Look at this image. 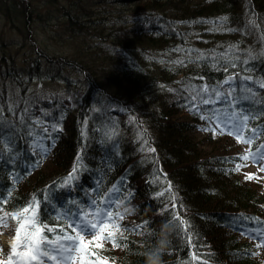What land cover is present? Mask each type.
<instances>
[{
  "label": "trees",
  "instance_id": "trees-1",
  "mask_svg": "<svg viewBox=\"0 0 264 264\" xmlns=\"http://www.w3.org/2000/svg\"><path fill=\"white\" fill-rule=\"evenodd\" d=\"M108 1L0 0L27 43L0 35L7 223L37 200L55 245L73 221L119 225L81 232L96 264H148L156 248L164 264H264L242 228H264V187L237 168L264 144V0ZM35 18L66 50L41 43ZM59 78L63 93L43 84Z\"/></svg>",
  "mask_w": 264,
  "mask_h": 264
},
{
  "label": "snow or ice",
  "instance_id": "snow-or-ice-1",
  "mask_svg": "<svg viewBox=\"0 0 264 264\" xmlns=\"http://www.w3.org/2000/svg\"><path fill=\"white\" fill-rule=\"evenodd\" d=\"M246 119L247 117H245V120ZM56 127L59 128L60 126L56 125ZM237 138L239 139V137ZM245 155L248 156L249 153H245ZM75 171H77L76 168L73 169V172ZM251 175L252 173H249V176ZM20 211L22 216L19 219V226L15 230L16 235L11 242L12 251L8 254L7 259L0 260V264H42V259L49 256V254L52 255L53 259H56V256L59 255L60 258L65 261H74L77 259V256L72 255L73 252L79 255L80 264H96V262L85 260V254L89 253L91 250L88 242L81 235L83 228L77 231L75 235L65 233L63 240L67 241L66 243L61 242V238L58 236L56 238V243L59 247V252L56 253L50 247L51 242L49 241V237L44 234L45 226L40 222L36 208L32 205H25ZM13 215H16V213H13ZM80 215L83 216L84 213ZM108 216H119V213L109 212ZM73 222L77 223L78 228H80L81 225L86 228L89 224V222L85 221ZM93 227L100 229L97 236L93 237V239H99L106 228L112 227L118 229L119 225L116 223L112 225L97 223L93 225ZM109 238L114 242L116 240V236L112 232L109 233ZM262 243H264V241H262ZM45 248H49V251H44ZM57 264H59V261Z\"/></svg>",
  "mask_w": 264,
  "mask_h": 264
},
{
  "label": "rangeland",
  "instance_id": "rangeland-1",
  "mask_svg": "<svg viewBox=\"0 0 264 264\" xmlns=\"http://www.w3.org/2000/svg\"><path fill=\"white\" fill-rule=\"evenodd\" d=\"M114 1H108V4H114ZM35 23H33L35 30L37 32V36L39 37V39L41 40V43L46 44L49 48L53 49L54 51L57 52H61L62 50H66L67 46L66 44H62L63 40H59V39H55L58 38L59 36L56 35V28L53 29L55 24H48L47 21H42L39 18H35ZM0 35L4 36L5 38H11V40L13 42H16L13 45V50L16 52H19V54L21 52H23L24 48H22L23 46L27 47V43H23V37L21 35V33L19 32V29H17L16 27L11 28L9 23L5 20V18L3 16L0 15ZM65 41H67L65 39ZM19 58H21V56H19ZM73 75H75L72 72ZM50 82V83H48ZM43 84H48L51 88L52 91L56 92V93H63L64 92V87H66V85L64 84L63 78H59L56 81H47ZM42 84V85H43ZM37 85H39V82L37 80V78H33V80L31 81V85L32 87H36ZM30 88V87H29ZM69 92H66L65 95L62 97L63 101L65 100V102H69ZM46 98V96H42V100L44 101ZM37 102H34V109L33 112L37 113L39 111V105L36 104ZM233 117H226L224 120L219 121L220 126L222 128H226L229 126L230 122L233 121L232 119ZM241 129V127H240ZM5 140L7 141L8 138L6 137ZM248 140V139H246ZM264 148V146H263ZM238 170L240 171L241 174H244L246 176H249V173H252L251 176H249L250 178L256 180L259 184V186L261 185V187H264V149L262 151H260L258 154L256 155H251L249 154L248 156H246L243 161L237 165ZM33 207L36 208V205L34 204ZM5 216V217H4ZM95 218H98V216H96ZM7 218H6V214L2 213V211H0V260H4L8 258V254L12 251L11 249V242L14 239L15 236H12V232L10 233V225L9 223H7ZM95 221H97L96 219H94ZM96 224V223H95ZM84 229V228H83ZM54 252L58 253L59 249L54 248L53 250ZM67 255V254H65ZM72 255H76L77 259L76 260H68L65 261L64 259H61L59 255L56 256V259L52 258V255L50 254L47 257H44L42 259V264H57V262L59 261V264H80V258L79 255L76 252H73ZM86 260V259H85ZM87 261V260H86Z\"/></svg>",
  "mask_w": 264,
  "mask_h": 264
},
{
  "label": "clouds",
  "instance_id": "clouds-1",
  "mask_svg": "<svg viewBox=\"0 0 264 264\" xmlns=\"http://www.w3.org/2000/svg\"><path fill=\"white\" fill-rule=\"evenodd\" d=\"M148 264H164L163 256L159 248H156L148 253Z\"/></svg>",
  "mask_w": 264,
  "mask_h": 264
},
{
  "label": "bare ground",
  "instance_id": "bare-ground-1",
  "mask_svg": "<svg viewBox=\"0 0 264 264\" xmlns=\"http://www.w3.org/2000/svg\"><path fill=\"white\" fill-rule=\"evenodd\" d=\"M240 120V119H239ZM222 121V120H221ZM217 123V125H218V123H220V122H216Z\"/></svg>",
  "mask_w": 264,
  "mask_h": 264
}]
</instances>
